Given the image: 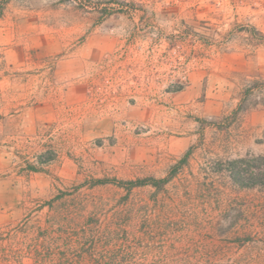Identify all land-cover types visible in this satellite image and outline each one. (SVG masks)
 I'll use <instances>...</instances> for the list:
<instances>
[{
  "label": "rangeland",
  "instance_id": "obj_1",
  "mask_svg": "<svg viewBox=\"0 0 264 264\" xmlns=\"http://www.w3.org/2000/svg\"><path fill=\"white\" fill-rule=\"evenodd\" d=\"M0 264H264V0H0Z\"/></svg>",
  "mask_w": 264,
  "mask_h": 264
},
{
  "label": "trees",
  "instance_id": "obj_2",
  "mask_svg": "<svg viewBox=\"0 0 264 264\" xmlns=\"http://www.w3.org/2000/svg\"><path fill=\"white\" fill-rule=\"evenodd\" d=\"M173 172L171 174H169L167 177L163 178V179H157V180H153L152 184L156 185V186H162L164 183L168 182L169 179L171 178ZM146 181H139L137 182H131V186L132 185H143L145 184Z\"/></svg>",
  "mask_w": 264,
  "mask_h": 264
}]
</instances>
